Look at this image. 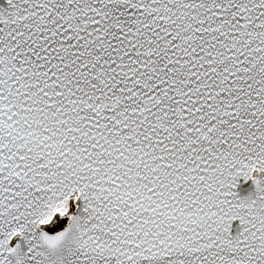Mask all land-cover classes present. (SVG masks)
<instances>
[{
	"label": "snow or ice",
	"instance_id": "obj_1",
	"mask_svg": "<svg viewBox=\"0 0 264 264\" xmlns=\"http://www.w3.org/2000/svg\"><path fill=\"white\" fill-rule=\"evenodd\" d=\"M0 264H264V0H2Z\"/></svg>",
	"mask_w": 264,
	"mask_h": 264
},
{
	"label": "water",
	"instance_id": "obj_2",
	"mask_svg": "<svg viewBox=\"0 0 264 264\" xmlns=\"http://www.w3.org/2000/svg\"><path fill=\"white\" fill-rule=\"evenodd\" d=\"M0 2H2V0H0ZM253 187L252 182L249 180L247 182H242L241 185L238 188V191L240 192L241 195H245L247 194V192L249 190H251V188ZM239 224V221H234L233 225V231L235 232L236 230H238L235 226Z\"/></svg>",
	"mask_w": 264,
	"mask_h": 264
}]
</instances>
